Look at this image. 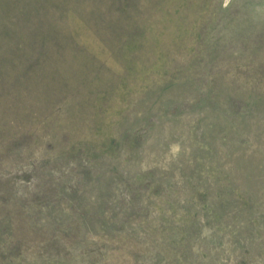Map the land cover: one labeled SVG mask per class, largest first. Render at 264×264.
<instances>
[{
  "label": "rangeland",
  "instance_id": "obj_1",
  "mask_svg": "<svg viewBox=\"0 0 264 264\" xmlns=\"http://www.w3.org/2000/svg\"><path fill=\"white\" fill-rule=\"evenodd\" d=\"M0 264H264V0H0Z\"/></svg>",
  "mask_w": 264,
  "mask_h": 264
}]
</instances>
